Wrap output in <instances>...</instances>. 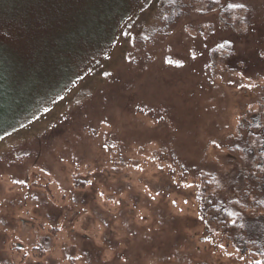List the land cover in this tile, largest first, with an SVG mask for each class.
<instances>
[{
	"label": "rangeland",
	"instance_id": "obj_1",
	"mask_svg": "<svg viewBox=\"0 0 264 264\" xmlns=\"http://www.w3.org/2000/svg\"><path fill=\"white\" fill-rule=\"evenodd\" d=\"M0 55V264L264 247V0H0Z\"/></svg>",
	"mask_w": 264,
	"mask_h": 264
},
{
	"label": "trees",
	"instance_id": "obj_2",
	"mask_svg": "<svg viewBox=\"0 0 264 264\" xmlns=\"http://www.w3.org/2000/svg\"><path fill=\"white\" fill-rule=\"evenodd\" d=\"M211 4L212 3L210 2V5ZM9 78H12V65L6 63L5 60L0 55V135L9 131L17 122L18 117L21 116V112L25 111L22 110L18 112H13L11 110L13 103V98H12L13 91ZM77 184H81L80 181L77 182ZM206 189L207 188H205V190ZM199 200L201 202H208L209 197L208 194H206V191L205 193L204 192L202 193V195L199 197ZM207 210L217 211L218 207H215L214 205H209ZM242 248L243 251L242 250L240 251V253H242L240 254V259L242 261V264H264L263 246H259V247L257 246L248 249L247 247L245 248L242 247ZM33 252L37 253L38 256L44 254V250L40 245H34Z\"/></svg>",
	"mask_w": 264,
	"mask_h": 264
},
{
	"label": "snow or ice",
	"instance_id": "obj_3",
	"mask_svg": "<svg viewBox=\"0 0 264 264\" xmlns=\"http://www.w3.org/2000/svg\"><path fill=\"white\" fill-rule=\"evenodd\" d=\"M233 6L243 7V5H233ZM221 47H223V45H221ZM177 63H179V62H177Z\"/></svg>",
	"mask_w": 264,
	"mask_h": 264
}]
</instances>
